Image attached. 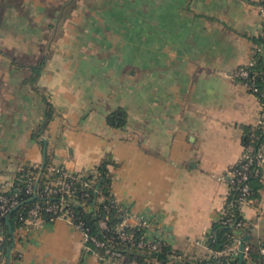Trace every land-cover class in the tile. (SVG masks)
<instances>
[{
    "label": "crops",
    "instance_id": "crops-1",
    "mask_svg": "<svg viewBox=\"0 0 264 264\" xmlns=\"http://www.w3.org/2000/svg\"><path fill=\"white\" fill-rule=\"evenodd\" d=\"M125 1L87 0L77 11L74 0L66 14L42 2L0 4V173L39 166L46 153L82 175L107 160L116 201L194 261L209 253L205 236L227 206L220 178L241 156L243 128L264 111L233 77L262 33L260 0H168V12ZM40 58L31 84L27 67ZM117 107L127 112L124 128L106 124ZM242 216L238 234L264 243V162ZM15 237L14 264H114L62 219Z\"/></svg>",
    "mask_w": 264,
    "mask_h": 264
},
{
    "label": "trees",
    "instance_id": "trees-1",
    "mask_svg": "<svg viewBox=\"0 0 264 264\" xmlns=\"http://www.w3.org/2000/svg\"><path fill=\"white\" fill-rule=\"evenodd\" d=\"M260 3H264V0H260ZM1 9L8 6L20 7L21 0H0ZM73 7V5L71 4ZM70 6V7H71ZM71 7V8H72ZM61 12L65 13L64 8H61ZM254 53L253 63L247 66L248 79L253 81V84L257 88L254 95L258 98L264 109V27L262 34L256 38H253ZM43 58H40L34 64L29 65V75L26 79L29 83L36 82L43 67ZM46 121L51 118V113H46ZM106 124L111 127L124 128L127 123V112L123 107H117L109 112L106 117ZM254 133L258 135V139L255 141L256 145L260 142H264V127H253L247 125L243 128L242 143L246 145L250 141V134ZM108 161L104 160L101 164L96 166L95 171L82 175L81 181L91 180L94 182L93 188H97L95 193L93 189L86 188L83 191L88 192V197L79 196L80 193L75 196L74 200L68 199L66 201V207L74 213L76 220L83 221L87 228L89 235H96L102 238L103 235H112L113 228L119 223L121 219L122 211L118 210V207L111 203L113 195L110 192L111 178L108 174L107 165ZM54 164L51 157L46 153L41 165L33 167L30 165L22 166L18 171L14 172L15 180L13 190L18 192V198L20 204L17 209L9 214V223L12 227L13 233L9 232V225L6 220V215L0 213V227H1V240H0V264H6L8 247L12 241H15V230L22 227L23 223L19 219L20 216H27L28 210L35 204L39 203L44 205L47 202H55L59 200L58 194H50L49 196H41V192H45L52 188L50 182L57 176L56 173L49 174L47 176V167ZM242 162H238L231 166L229 169L238 170L241 167ZM58 166H62L56 164ZM64 167V166H62ZM74 174H77L73 172ZM261 175V174H260ZM260 175H249L247 182L250 185L249 197L252 199L257 198L258 189L260 187ZM34 178L35 191L37 197L32 198V192L27 191V185L29 179ZM79 187V184L77 185ZM238 190L231 189L228 197V201L231 202L235 196H237ZM234 216L237 218V211L233 208L232 204L227 206L225 214L221 215L219 219L213 222L210 231L205 236L204 245L211 251H224L227 247L233 245L237 240L243 241V247H246L242 259L240 256L232 259L229 254H222L216 258L211 254H207L205 257L197 260H187L181 256L180 252L172 248L170 245L165 244L163 248L158 252H149L147 250H136L122 247V253L124 255L123 264H152L156 262L158 264H205L211 263L215 259H218L221 264H264V253L260 251L264 248V243L259 240L245 238L244 234H238V231L244 230L236 229L232 223L225 222L227 217ZM45 218L47 216H44ZM106 219L108 231H100L98 226L100 219ZM142 229L137 231V234H141ZM19 259V254L14 251V246L11 247L9 255V264H14Z\"/></svg>",
    "mask_w": 264,
    "mask_h": 264
},
{
    "label": "built area",
    "instance_id": "built-area-1",
    "mask_svg": "<svg viewBox=\"0 0 264 264\" xmlns=\"http://www.w3.org/2000/svg\"><path fill=\"white\" fill-rule=\"evenodd\" d=\"M258 11L262 19V30L264 27V3L258 4ZM262 34V33H261ZM253 63L251 59L246 65L237 68L233 77L237 79L243 86L252 94L257 91V88L253 84V81L248 79L247 66ZM253 127L263 126L264 127V111L252 124ZM258 139V135L251 133L250 141L243 145L241 156L238 162H242L240 169L232 170L228 169L227 172L221 176V180L227 182L229 189H237L238 194L235 198L227 203L233 205V208L237 211V218L234 216L227 217L225 222L232 223L236 229H242L245 225V220L242 216V208L252 202V198L249 197L250 185L247 182L248 176H259L261 174V168L264 162V142H260L256 145L255 141ZM237 162V163H238ZM47 176L52 173H56L57 176L50 182L52 188L41 192V196H49L50 194H58L59 200L55 202H47L44 205L35 203L29 210L27 216H20L19 219L22 221L26 231L35 228L43 222L52 223L57 219L64 220L67 224L79 230L83 235L84 244L88 249L96 250L100 258L104 261L123 264L124 255L122 253V247L133 248L136 250H147L149 252L160 251L165 244H168L166 237L168 233L162 229H156L153 227L150 219L143 214H132L128 208L119 204L113 197L111 203L118 207L119 211H122L121 219L119 223L113 228V234L103 235L102 238L96 235H89L87 228L83 221L76 220L74 213L66 207V201L68 199L74 200L78 193L81 197H88L89 193L83 191L86 188H91L96 193L97 188H93L94 182L91 180L81 181L82 174H74L62 166L51 164L47 167ZM15 176L4 175L0 173V213L8 216L12 211L18 208L20 201L18 198V192L13 190ZM79 184V187L77 186ZM34 178L29 179L27 185V191L32 192V197L37 193L35 191ZM226 208L222 211L225 214ZM44 216H47L46 218ZM221 217V216H220ZM132 218L134 223L130 224L128 219ZM98 226L100 231H108L106 219H100ZM142 229L141 234H137V231ZM205 241V240H204ZM196 244L202 243L200 240L195 241ZM240 241H236L233 245L226 248L224 251H209L212 257L216 258L222 254H229L232 259L240 256L239 250ZM246 247H243V255ZM260 251L264 253V248ZM205 264H221L218 259H215L211 263Z\"/></svg>",
    "mask_w": 264,
    "mask_h": 264
},
{
    "label": "rangeland",
    "instance_id": "rangeland-1",
    "mask_svg": "<svg viewBox=\"0 0 264 264\" xmlns=\"http://www.w3.org/2000/svg\"><path fill=\"white\" fill-rule=\"evenodd\" d=\"M28 4V8H29V5L33 8H35L38 4H40L41 2L43 3V9L45 8L46 6V10L47 8L50 6H57L55 7L56 9H58V7L60 8L59 9V12L61 10V8H64V10L67 12H71L73 8H71V4L74 5L73 1L74 0H25ZM141 6H142V10H145V9H150L152 11H156V12H168V0H141ZM90 3H87V0H77V8H75L74 10H81V11H84L86 8H87V5H89ZM126 4V1L124 0V5ZM71 6V7H70ZM31 8V7H30ZM126 9L129 8L127 5L125 7ZM130 9V8H129ZM62 13V12H61ZM66 14V13H65ZM14 16V14H13ZM84 16H82L83 18ZM43 21V24H46L47 22V19H42ZM67 19H61L60 22L62 23L61 25H64V22L66 21ZM155 19H151V21H153ZM23 20L21 19H18L17 17H13L12 19H10V22L13 24V26H19V25H22V22ZM163 21V20H162ZM168 28V15L166 17V19L164 20ZM21 22V24H20ZM155 22V21H154ZM165 26V27H166ZM59 29L55 30L54 34L56 32H58ZM52 34V32H51ZM152 264H158L156 262H153Z\"/></svg>",
    "mask_w": 264,
    "mask_h": 264
},
{
    "label": "water",
    "instance_id": "water-1",
    "mask_svg": "<svg viewBox=\"0 0 264 264\" xmlns=\"http://www.w3.org/2000/svg\"><path fill=\"white\" fill-rule=\"evenodd\" d=\"M35 198H36V195H34L31 199L33 200ZM6 220H7V223L9 225V232L12 234L13 231H12V227L9 223V215L6 217ZM13 244H14V241H12L8 247L6 264H9V255H10V250H11V247L13 246ZM239 250H240V259H242V257H243V241L242 240L239 243Z\"/></svg>",
    "mask_w": 264,
    "mask_h": 264
}]
</instances>
